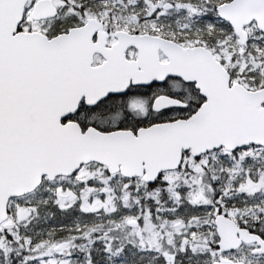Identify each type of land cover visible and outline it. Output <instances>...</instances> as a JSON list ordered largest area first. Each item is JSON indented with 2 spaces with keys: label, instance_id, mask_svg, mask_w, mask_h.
Wrapping results in <instances>:
<instances>
[{
  "label": "snow or ice",
  "instance_id": "snow-or-ice-1",
  "mask_svg": "<svg viewBox=\"0 0 264 264\" xmlns=\"http://www.w3.org/2000/svg\"><path fill=\"white\" fill-rule=\"evenodd\" d=\"M0 264H264V0H0Z\"/></svg>",
  "mask_w": 264,
  "mask_h": 264
}]
</instances>
